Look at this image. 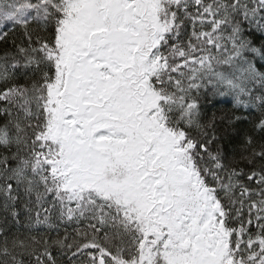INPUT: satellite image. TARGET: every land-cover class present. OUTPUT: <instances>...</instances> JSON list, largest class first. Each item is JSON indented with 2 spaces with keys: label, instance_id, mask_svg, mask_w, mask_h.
<instances>
[{
  "label": "snow or ice",
  "instance_id": "6c2138e0",
  "mask_svg": "<svg viewBox=\"0 0 264 264\" xmlns=\"http://www.w3.org/2000/svg\"><path fill=\"white\" fill-rule=\"evenodd\" d=\"M0 264H264V0H0Z\"/></svg>",
  "mask_w": 264,
  "mask_h": 264
},
{
  "label": "trees",
  "instance_id": "16d2710c",
  "mask_svg": "<svg viewBox=\"0 0 264 264\" xmlns=\"http://www.w3.org/2000/svg\"><path fill=\"white\" fill-rule=\"evenodd\" d=\"M217 109H230L231 108V105L230 103H220V104H217Z\"/></svg>",
  "mask_w": 264,
  "mask_h": 264
}]
</instances>
